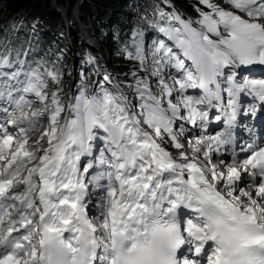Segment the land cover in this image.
<instances>
[{"label":"snow or ice","instance_id":"6c2138e0","mask_svg":"<svg viewBox=\"0 0 264 264\" xmlns=\"http://www.w3.org/2000/svg\"><path fill=\"white\" fill-rule=\"evenodd\" d=\"M150 7L122 78L0 38V264H264V0Z\"/></svg>","mask_w":264,"mask_h":264},{"label":"trees","instance_id":"16d2710c","mask_svg":"<svg viewBox=\"0 0 264 264\" xmlns=\"http://www.w3.org/2000/svg\"><path fill=\"white\" fill-rule=\"evenodd\" d=\"M51 0H0V38L12 41L13 46L28 48L29 44L34 49L33 55L39 59L46 57V51L54 44L58 52L59 42L51 38L49 33L39 34L29 31V16L42 13L46 15L47 27L50 31L63 30V19L60 12L50 4ZM65 0H59L64 2ZM73 2L74 0H69ZM157 0H83L80 5L82 13L88 14L94 24L97 36L102 37L105 45L108 46L110 54L114 58H122L119 54L121 47L130 40L131 32L139 21V16L151 12V5ZM191 8L197 0H184ZM120 8L114 16V22L110 25L108 32L102 28L101 16L106 15L105 8ZM51 8V9H50ZM24 10L26 14H20ZM15 25L18 31H13ZM49 59H55V55H47ZM65 69V61H62Z\"/></svg>","mask_w":264,"mask_h":264},{"label":"rangeland","instance_id":"374dc122","mask_svg":"<svg viewBox=\"0 0 264 264\" xmlns=\"http://www.w3.org/2000/svg\"><path fill=\"white\" fill-rule=\"evenodd\" d=\"M176 1L180 4L181 7H183L185 10H187L191 15L196 16V13L193 11V8L189 7L184 2V0H176ZM57 3H59V0L57 1ZM67 3L69 4L68 5L69 8L67 10V13H70V17H71L72 21L74 20V17L76 18V21L78 20L77 22H74V24H72L73 26H77V27H75V29L77 30L76 31V33H77L76 36H77L78 39H76L75 41L74 40L72 41V39H68L70 36H72V34L69 33V32L64 33V35H62V37L64 38L63 39L64 41L62 42L60 47H61V50H63V52H62L63 55L65 54V56H68V57H66L67 61H66V64H65V69L67 70V73L71 72L72 74L73 73L75 74V71L78 72V73L81 72V71H87V72L92 71L93 72V66L84 64V63H82V61L85 59V57H86V55L88 53H91L93 56L98 58L99 51L94 50V48L91 47L88 44V40H92L93 39L91 37L92 34H90V38L91 39H85L84 40V38L80 37V36L83 35V32H81V26H80V21L81 20L79 19L80 16H81V12L79 10V12H78L79 15H80L79 17H76L75 15L73 17L72 13H71L73 4L70 1L67 2ZM20 14H23V13L21 12ZM82 21L84 22L85 18H83ZM84 23H86V22H84ZM72 25H71V28H72ZM85 26L89 27L90 25L89 24H87V25L85 24ZM100 39H103V38L100 37ZM74 43L77 44V46L74 45L73 48H70V45H73ZM108 60H111V61H113L116 64L118 63V66L120 68H122V69L131 68L134 71L136 70V68L133 66L135 64V62L134 61H128V60L124 59L123 57L117 59V58L109 56ZM93 78H95L94 73H93ZM70 82H72V81H70Z\"/></svg>","mask_w":264,"mask_h":264},{"label":"bare ground","instance_id":"6f19581e","mask_svg":"<svg viewBox=\"0 0 264 264\" xmlns=\"http://www.w3.org/2000/svg\"><path fill=\"white\" fill-rule=\"evenodd\" d=\"M173 3L185 15L192 16L194 19L196 18V16L191 15L187 10H185L183 7H181L180 4H178V2L176 0H173ZM76 13H78V11ZM84 22H86V23H84ZM84 22H83L84 25L85 24L86 25L89 24L91 26V27L90 26L89 27H87V26L84 27V26H82L80 24V26H81V32H83V36H80V37L84 38V40H85V39H89L90 38V36H88V32L91 34L90 30L93 27H92V24L90 23L89 18L87 16L85 17V21ZM68 39H78V38H75L74 35L72 34V36H70ZM88 41L92 42L93 44L95 43V40H93V39H92V41L91 40H88ZM93 44L91 45V47H93L94 50L99 51V54H98V62H99V64L102 65L104 68H106L109 73H112L114 76H116V75L119 74L120 77L122 78L123 73H127V72H130V71H134L131 68L122 69V68H120L118 66V63L116 64L113 61L108 60L106 57H102L100 55V49L96 45L93 46ZM78 74L79 73L76 72V71H75V74L74 73L72 74V82L73 81L74 82H78V80H79V75ZM129 79H131V77H129ZM260 120H261V117L258 114L257 119H255V121H254V123H252V125L261 127V123L259 122Z\"/></svg>","mask_w":264,"mask_h":264},{"label":"water","instance_id":"95a60500","mask_svg":"<svg viewBox=\"0 0 264 264\" xmlns=\"http://www.w3.org/2000/svg\"><path fill=\"white\" fill-rule=\"evenodd\" d=\"M82 1L83 0H74L73 7H74L75 10H78V8H79V6H80Z\"/></svg>","mask_w":264,"mask_h":264}]
</instances>
